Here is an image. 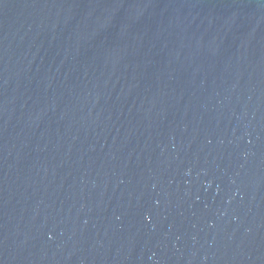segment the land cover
I'll list each match as a JSON object with an SVG mask.
<instances>
[{
  "label": "water",
  "instance_id": "1",
  "mask_svg": "<svg viewBox=\"0 0 264 264\" xmlns=\"http://www.w3.org/2000/svg\"><path fill=\"white\" fill-rule=\"evenodd\" d=\"M0 264H264V0H0Z\"/></svg>",
  "mask_w": 264,
  "mask_h": 264
}]
</instances>
